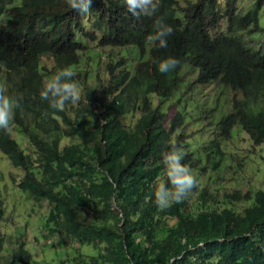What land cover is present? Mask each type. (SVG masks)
<instances>
[{
  "label": "trees",
  "instance_id": "16d2710c",
  "mask_svg": "<svg viewBox=\"0 0 264 264\" xmlns=\"http://www.w3.org/2000/svg\"><path fill=\"white\" fill-rule=\"evenodd\" d=\"M199 2L191 5L182 22L173 10L175 0H160L154 15L139 18L127 11L125 0H92L86 19L64 0H0V85L6 87V95L20 100L13 126L29 145L26 153L10 138L9 130H0V150L25 171L17 187L50 202L43 223L48 237L57 236L61 244L103 248L97 256L78 254L56 264H128L122 250L125 244L136 264H168L180 252L184 255L173 264H264L262 191L255 193L254 203L243 209V215L230 208L218 212L215 196L204 204L206 212L194 209L188 199L169 210L155 209L146 201L160 172L162 152L173 143L185 152L182 163L203 164V170L217 166L214 157L223 158L220 140L226 135L219 127L224 123L236 122L255 144L264 143V45L251 51L241 35L264 31L259 25L264 0H253L244 13L236 8V0ZM221 13L226 27L212 36ZM157 18L174 29L166 48L147 40ZM90 23L95 33L87 29ZM88 40L98 47H135L140 60L136 65L126 57L112 60L105 72L108 83L86 86L91 78L101 80L99 72L84 67L91 58L84 59L91 50ZM168 57L180 63L173 71L161 73L158 62ZM186 61L198 69L197 83L219 80L241 92L232 112L215 123L201 145L180 144L184 128L193 120L180 99L171 120L163 108L180 87ZM66 67L77 73L82 95L78 103L57 111L41 99L40 92L44 78ZM190 88L191 84L186 89ZM137 112L141 115L135 118ZM96 167L116 184L113 189L103 180L102 192L106 202L115 196L125 218L124 237L112 223L106 226L93 217V224L90 219L87 184ZM241 198L250 196L235 191L234 199ZM169 217H173L172 227ZM158 226L167 228L170 242H155ZM180 232L187 233L184 243ZM199 240L205 241L204 247L192 249L191 243ZM2 258L0 254V264H31L22 246L4 263Z\"/></svg>",
  "mask_w": 264,
  "mask_h": 264
},
{
  "label": "clouds",
  "instance_id": "9594fccd",
  "mask_svg": "<svg viewBox=\"0 0 264 264\" xmlns=\"http://www.w3.org/2000/svg\"><path fill=\"white\" fill-rule=\"evenodd\" d=\"M64 1H66L68 6L72 10L78 12L80 15H83L85 19H86V14L89 13L91 10L92 0H64ZM175 1L176 4L173 7V10L175 11L176 18H178L182 22L186 20L185 19L186 13L190 11L191 5L200 3L199 0H186L183 4H180L178 0ZM159 3L160 0H125L127 11L132 16L137 18H139L141 15H145V16L154 15L159 9ZM236 8H237V0H236ZM263 9H264V5L262 10ZM245 11H241L240 13H244ZM220 16L221 18L219 19V23L217 24V27H215V29L211 31L212 36L217 35L220 31V28L223 30L226 27L225 20L223 19V14L221 13ZM89 26L93 28L91 23L86 27ZM94 29L96 30V28ZM173 31L174 29L171 25L165 23L162 18H157L153 24V33L147 36V40L149 42H155L159 48H166L168 46L167 38L170 35H172ZM262 32L264 33V31H259L258 33H262ZM243 34L246 33H241L242 39H243ZM247 36H251V35H247ZM243 41L245 42L244 39ZM86 45L91 50L84 56V59L86 60L89 56L91 58L90 60H88L89 63L84 64V67L92 71V73L99 72L98 71L99 63L104 62V59L106 62L105 70H103L102 73L100 72L99 73L101 75L104 74L105 76H106L105 72H106L107 64L110 63L112 60H117L126 57L128 61H132L133 65H136L140 60L138 50L135 47L129 45L124 47H116L115 49L111 47H98L97 43L93 42L92 40H88L86 42ZM263 45H264V39L262 44L258 48L256 46L251 47L249 45H247V47L251 51H257V50L259 51L260 49H262ZM97 52L101 53V56L99 58L94 57V53ZM106 53H112L114 54V57L112 58L111 54H108V56H106ZM179 63L180 62L178 59L173 57H168L158 62V70L161 73H168L170 71H173L179 65ZM188 72L194 75L192 82L186 80L188 76L187 75ZM76 75L77 73L71 67H66L59 70L54 75L48 78H44L45 82L40 92L41 99L47 100L49 102L50 108L57 111L63 110L65 105L68 103L71 104L78 103L81 99L82 89L79 81L76 79ZM197 75H198V69L193 67L188 61L184 62L180 72V76L182 78L183 84L181 82L178 91H176L172 95L168 103L164 104L163 108L167 115V111L170 110L173 103L177 101L174 99L176 95L178 96L177 99H180V105L186 106L188 101H184V102L181 101L184 99V95L191 93L194 86H202V85H210L212 83H218L217 88L214 89L215 92H217L215 96H220V95L227 96V105H225V108L222 110L221 114L219 112L221 104L217 105L216 103H210L207 105L208 107L207 106L199 107V111L198 112L194 111V115H192L193 118H196V120H198L196 123H204V124L210 123V125H213V127H211L210 130H213L215 128V123L217 124L226 115L232 112L233 102L235 100L241 99V94H240L241 92L231 89L229 86L224 85L219 80L211 81L208 84L197 83L196 82ZM107 78H106L107 82L103 81L102 79L100 80L101 81L100 82L97 81L95 78H91L85 83V85L89 86L88 84L90 81H93L94 84L102 83L103 85H106L108 83ZM190 84H191V88L190 90H187L186 88ZM223 87H225V90L221 91ZM6 92H7L6 87L0 85V130H4V131L9 130L10 138L14 139L20 145V147L27 153L29 145L26 141V136L19 129H15L13 126L15 110L20 107V100L19 98L6 95L5 94ZM190 101H192L195 105H198V100H196L195 98L191 99ZM213 101L214 98H212V102ZM215 102H217V100ZM153 103L155 104V99H153ZM176 107H179V104L177 105V102L174 104L175 111H176ZM140 115L141 114L137 112L135 118L140 117ZM167 120H168V116H167ZM219 128L226 136L223 135L222 139L220 140V148L221 151L223 152V158L220 159L214 157V161H216L217 166L215 167L211 165L213 168H218V169L215 170L211 168V166H209L206 167L205 170H203V164H198L196 166H191V165L189 166V164L182 163V161L184 160L185 152L182 147H177L173 143L169 151L162 152V156L160 157L159 160V165L161 167L160 172H158V175L154 178L156 181L152 184V186L148 190L149 195L148 197H146L147 202H151L152 205L155 207V209L169 210L172 207L180 205L181 203H183L185 200L188 199L189 205L192 206L194 209L198 208L199 212H206L208 207L205 206L204 204L210 202L211 196H215L217 201L215 206L218 212L222 211L224 208H230L232 213H234L233 206L235 203L243 201L246 203V206L244 208L249 207L254 203L256 192L262 191L264 193V189L253 190V192L250 191L242 192L238 188L234 187L230 192L225 191L221 193L219 190L220 186L216 185L213 190L209 188L210 186L209 180H211L212 183L217 184L218 180L225 179L223 175L228 173L230 169H233V165H232L233 162L235 161L237 165H240V161L244 158L242 156L235 157L236 155H234V153L232 152L230 153L228 151V146H229L228 143L230 141H235L238 146V143L241 140L246 139V141H248V145L252 147L251 149H248L251 155L254 154L253 150H255L256 147L260 145L264 146V143L255 144L251 139L250 135L245 130L242 129L241 125L237 124L236 122L231 126H228L226 123H224ZM17 133L21 135L22 140L18 139ZM203 142L197 143L196 141H188L186 143H197L198 145H201ZM181 145L184 146V144ZM0 153L7 158L11 167L22 171V175L19 177V179H16L14 175L11 174V180L14 184V187H16L22 193H29L27 191H22L17 187L19 181L21 180V178L25 173L24 169H22L21 167H16L12 163L10 158L6 154H4L1 150ZM223 163H227L228 166L222 168ZM197 166H201V168H197ZM205 174H207V184L202 183L201 181ZM105 179L108 182H110L113 189L116 188V184L110 179L109 175L106 172L103 171L101 172L99 167H96L94 169L91 178L87 184V188H88L87 200L89 201V206H90V219L92 220L93 224L95 223L93 217H98L99 220L102 223H104L106 226L112 223L119 230L122 237H124L123 224L125 222V218L122 211L119 210L117 207V201L115 199L114 194L111 195L109 202H106L103 198L102 183L103 180ZM235 191H240L241 194H248L250 196V199L247 200L245 198H241L239 200H235L234 199ZM29 197H33V196L29 193ZM41 200H45L49 203V208H50L49 211H50L51 210L50 202L46 199H41ZM2 203L3 202L0 200V222L3 219V214L6 209ZM109 204H111V207L109 206ZM243 209L239 212L240 215H243L242 213ZM49 211L46 217L44 218V220L47 219ZM169 221L171 225L170 227H172L173 217H169ZM42 232H44L43 238L44 236L48 237L43 227H42ZM180 236L183 237L182 242L184 243L187 233L180 232ZM55 238L58 240L57 236L53 238L49 237L51 246H53L52 243H55V246H53L54 249L62 246L72 247L75 251L72 257L78 254H81L83 256H97L103 252V248L99 245L94 246L90 243L79 245L75 242H69V241L68 244H64V243L61 244L58 243L57 240H54ZM0 240H1L0 254L3 257L1 259L2 263L8 260L9 257L13 254L15 250L18 249L19 246H22L29 253L30 261L32 264V255L26 249L24 244L25 240L23 237H18L15 240L14 249L12 250L11 253H9V256L7 258H4L5 256L4 253L7 252L8 237L6 235H1ZM154 240L158 244L168 243L171 241V235L168 233L166 227L158 226L156 231L154 232ZM204 244H205L204 240H199L196 243L192 242L191 248L202 249L204 247ZM83 246H91L95 250H97V253L84 254L81 252V247ZM122 250L124 257L128 261V264H136L135 261L131 259L130 255L128 254V249L126 244L123 246ZM183 255L184 254L180 252L179 255L171 256L168 264H173L176 260H180ZM72 257L66 256V257H62L61 259L65 261ZM47 263L56 264L57 262H46L45 264Z\"/></svg>",
  "mask_w": 264,
  "mask_h": 264
},
{
  "label": "rangeland",
  "instance_id": "374dc122",
  "mask_svg": "<svg viewBox=\"0 0 264 264\" xmlns=\"http://www.w3.org/2000/svg\"><path fill=\"white\" fill-rule=\"evenodd\" d=\"M186 0H178L180 4H183ZM253 0H237V8L241 11L247 10L252 6ZM259 24L264 28V9L260 13ZM88 30L95 33V29L91 26L87 27ZM264 33H256L251 36L243 34V39L247 45L257 48L262 44ZM101 53H94L95 58H99ZM106 62L99 63L98 71L102 73L105 70ZM188 81L192 82L194 75L192 73L187 74ZM106 76L101 75V79L105 82ZM101 82V81H100ZM90 87L94 85L93 81L88 84ZM218 83H212L210 85L194 86L190 94L184 95V99L181 102L188 101L186 109L188 112L194 115V111L198 107H206L210 103H216L220 105V114L227 105V96L220 95L215 96V88ZM225 90V87L221 89ZM181 95V93H180ZM231 96V95H230ZM177 95L174 98L177 100ZM198 100V105H195L191 99ZM212 98L214 101L212 102ZM217 100V102H215ZM173 103L170 110L167 111L168 121L174 118L175 108ZM207 103V104H206ZM208 107V106H207ZM160 114H156V118ZM198 120L193 118L192 123L184 128L181 144H185L188 141H196L197 143L203 142L207 138V133L213 125L207 126L204 123H196ZM18 139H21V135L17 133ZM22 140V139H21ZM228 151L234 153L235 157H244L240 161V165L233 162V169H230L228 173L223 176L225 179L218 180V183H212L211 180L209 188L211 190L214 187L220 186V192H230L232 189L238 188L240 191H250L258 189H264V146H258L253 150L254 154L251 155L248 149H251L248 145V141L241 140L238 143L230 141L228 143ZM252 156V159H251ZM201 168V166H197ZM11 174L16 179L22 175V171L11 167L7 158L0 153V200L3 202L5 212L3 219L0 222V236L6 235L8 237L7 252H5L4 258L9 256V253L14 249L15 240L18 237H23L25 240V247L32 255V264H45L46 262H58L62 257L74 255V249L69 246H62L56 249L50 244L49 237L43 238L42 227L44 218L49 211V203L45 200H41L35 197H29V193H22L16 187L11 180ZM231 181H229V180ZM202 183L207 184V174L202 178ZM13 185H12V184ZM246 206L245 202H237L234 204V213H239ZM5 237V236H4ZM54 240H57L56 238ZM81 252L84 254H96L95 250L91 246L81 247Z\"/></svg>",
  "mask_w": 264,
  "mask_h": 264
},
{
  "label": "bare ground",
  "instance_id": "6f19581e",
  "mask_svg": "<svg viewBox=\"0 0 264 264\" xmlns=\"http://www.w3.org/2000/svg\"><path fill=\"white\" fill-rule=\"evenodd\" d=\"M210 216V215H209Z\"/></svg>",
  "mask_w": 264,
  "mask_h": 264
}]
</instances>
